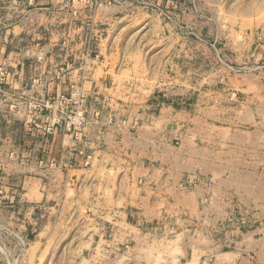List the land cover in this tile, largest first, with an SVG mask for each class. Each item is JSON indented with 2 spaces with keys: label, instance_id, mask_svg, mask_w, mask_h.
Listing matches in <instances>:
<instances>
[{
  "label": "crops",
  "instance_id": "obj_1",
  "mask_svg": "<svg viewBox=\"0 0 264 264\" xmlns=\"http://www.w3.org/2000/svg\"><path fill=\"white\" fill-rule=\"evenodd\" d=\"M57 37L5 34L0 49L7 264H264V77L157 94L156 71L105 37L90 61L79 34ZM250 40L257 64L264 41ZM72 87L86 120L76 137L78 106L59 102ZM242 214L246 227L228 223Z\"/></svg>",
  "mask_w": 264,
  "mask_h": 264
},
{
  "label": "rangeland",
  "instance_id": "obj_2",
  "mask_svg": "<svg viewBox=\"0 0 264 264\" xmlns=\"http://www.w3.org/2000/svg\"><path fill=\"white\" fill-rule=\"evenodd\" d=\"M5 34H56L64 44L79 34L78 57L88 54L87 61L105 37L104 45H113L117 57L155 70L157 94L168 96L181 94L184 82L195 86L191 94L198 84L209 91L216 82L228 94L234 75L264 77V59L250 63V37L260 45L264 41V0H0V49L7 44ZM31 37L14 48L32 43ZM63 48L65 59L70 52ZM5 61L0 56V64ZM1 65L0 80L6 76ZM1 206H9L8 200L0 199ZM6 210H0V240L6 245L0 264H7L2 258L7 251L16 250L8 248L12 230Z\"/></svg>",
  "mask_w": 264,
  "mask_h": 264
},
{
  "label": "built area",
  "instance_id": "obj_3",
  "mask_svg": "<svg viewBox=\"0 0 264 264\" xmlns=\"http://www.w3.org/2000/svg\"><path fill=\"white\" fill-rule=\"evenodd\" d=\"M81 96H80V91L79 88L77 87H72L71 92L69 94V96H63L59 99V102L61 105H65L67 102L69 101H74L78 106V108L76 109V113H74L72 115V117L69 119V123H68V127H70L71 131L74 133V137L77 136L79 129L85 124L86 120L85 117L83 115V111L81 109ZM49 132V130H48ZM1 166V164H0ZM195 180H197V178H195L194 176H187L184 179L183 182V187H190L193 186L195 183ZM0 194H2V191L0 190ZM1 199V196H0ZM228 223L230 225H234L237 228H243L246 227L248 224V219L247 217L245 218L244 216L238 215V216H231L228 219Z\"/></svg>",
  "mask_w": 264,
  "mask_h": 264
}]
</instances>
